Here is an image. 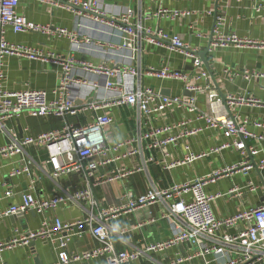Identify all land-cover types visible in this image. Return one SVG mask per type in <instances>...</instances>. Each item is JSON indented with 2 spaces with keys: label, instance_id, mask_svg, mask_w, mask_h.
<instances>
[{
  "label": "built area",
  "instance_id": "obj_1",
  "mask_svg": "<svg viewBox=\"0 0 264 264\" xmlns=\"http://www.w3.org/2000/svg\"><path fill=\"white\" fill-rule=\"evenodd\" d=\"M20 0H0V58L4 55H16L41 62H49L59 65L60 76L53 90L54 97L48 98L45 89L24 88L8 90L2 86L3 73L0 69V126L6 119L18 118L22 113L44 118L56 117L65 119L69 115H83L91 113L89 120L82 124L66 122L58 130H50L36 136L11 137L10 142L0 146V158H13L21 155L19 163L13 167L8 176L24 175L29 179L26 189L22 191L21 201L10 204L0 210V221L7 216L34 211L42 217L41 227L36 231H26L19 236L0 242L1 248H11L18 244L28 243L36 238L50 236L51 233L63 232L57 238H53L57 259L50 264H70L76 260L105 257V264H127L137 260L144 253L165 251L170 247L180 244L187 245L190 252L185 256H176L167 264H183L185 261L199 258L203 264H264V202L251 209L229 215L225 218H217L213 212L212 201L222 195L210 194L206 191V184L217 175L232 172H248L256 169L260 174L264 172V153L251 140L262 141V135H257L249 129V121L240 119L235 115H206L199 114L198 118L204 119L207 127L214 130H222L226 137H233L231 143L213 146L217 151L225 147L235 148L240 152L243 160L235 165L215 171L211 175L198 177L181 184H174L167 188H158L154 184L142 193L133 194L130 191L124 193L126 201L101 206L94 196V187L102 183L122 181L135 172L146 169L148 163L160 164L163 169H171L177 165L190 163L204 155L190 151L188 144L183 145L185 155L182 159L172 161H158L154 156H149L143 161V167L126 168L117 163L123 159L135 156L141 152L142 146L148 149L163 148L166 145L178 147L180 141L189 135H195L202 130L197 126L186 129L188 121L169 122L161 126H148L150 120L160 115L167 109H183L193 112L196 107V95L206 87L194 85L189 81V76L180 70L170 69L164 66L159 70L148 69L149 75H157L161 78L177 79L184 82L188 96L164 95L150 86L141 83L140 56L136 57L134 66L120 64L116 67L94 65L88 61L77 59L72 52L59 54L52 51H43L33 47L11 43L5 38V29L11 28L13 32H37L49 33L54 37H64L76 46L81 43L75 33L63 27L50 30L46 24H40L18 15L16 8ZM39 3L49 4L55 7L69 9L75 15L100 23L112 29L119 37H125L126 47L131 51L139 52L140 45L145 42L155 46L169 45L172 51L190 59L194 67L193 76L207 78V72L202 70V59L198 49L189 46L179 35L170 34L161 27L150 28L143 24L144 20L151 17H166L176 19L179 17L212 15L211 10L170 9L159 7L155 11H136V8L126 5L123 10L108 14L103 0H34ZM255 12H264V0H250ZM141 5V0L138 4ZM224 18L214 13V27L209 39L207 51L218 45H249L264 49V39L252 41L241 39L235 34L225 35L220 31ZM89 39H84L88 43ZM99 47L104 46L98 43ZM112 46L111 44H106ZM91 73L100 76L106 94L100 99H90V93L99 87V82L88 81L79 73ZM245 77L250 73L243 71ZM264 76L259 73H254ZM74 88H86L88 95L86 101L76 105V97L72 91ZM222 101L227 106L259 104L260 101L243 96L227 95ZM220 99L218 105H222ZM264 104V101H263ZM129 106L135 115L136 129L132 135L123 137L114 142L108 140L105 131L113 123V117L106 112L111 107ZM147 124V125H146ZM254 126L264 127L258 120H252ZM163 135L162 137H160ZM42 146L46 148V162L51 169V177L82 173L86 180V187L81 190H73L70 193L55 194L48 197L34 195L36 181L32 176V161L22 155L27 146ZM258 157V160H255ZM113 165V166H112ZM111 167L105 176L97 177L100 168ZM5 186L6 183L2 182ZM262 184L248 182L245 188L254 191ZM229 194L241 195L239 187H233ZM188 194V198L184 197ZM10 189L4 191L5 197H10ZM87 201L90 209L85 215L73 222H63L59 218H50V212L72 202ZM160 203L164 210L157 219L166 220L172 228V233L166 239L147 244L142 249L118 250L116 249L110 234L108 221L116 219L122 213L151 206ZM97 209L94 212L93 209ZM156 220L149 218L147 221ZM243 222L248 225L245 228L237 227ZM145 221L136 224L142 226ZM87 228L96 241V245L83 253H71L68 251V241L75 235L80 236L83 228ZM230 229H234L231 233ZM150 264H162L151 260Z\"/></svg>",
  "mask_w": 264,
  "mask_h": 264
},
{
  "label": "crops",
  "instance_id": "obj_2",
  "mask_svg": "<svg viewBox=\"0 0 264 264\" xmlns=\"http://www.w3.org/2000/svg\"><path fill=\"white\" fill-rule=\"evenodd\" d=\"M104 8L108 14H115L126 5L136 8V11H155L159 7L170 9L211 10L212 15L198 16L191 14L186 17L169 19L166 17H151L144 20L143 24L150 28L161 27L170 34H177L189 46L202 52L210 44V37L214 27V13L220 14L224 20L220 31L225 34H235L241 39L260 41L264 39V12L258 13L252 9L250 0H103ZM17 14L30 21L46 24L50 30L63 27L76 34L81 43L76 46L69 39L54 37L49 33L19 32L15 33L11 28L5 29V38L11 43L33 47L43 51H52L59 54L72 52L77 59L88 61L94 65L116 67L120 64L134 66L136 57L140 56L141 83L150 86L154 90L166 95L188 96L185 83L170 78H161L157 75L146 73L148 69L159 70L168 66L173 70H180L189 76V81L201 87H206L196 95V109L188 112L186 109L170 108L160 115L154 116L148 126L156 127L169 122L188 121L186 129L200 126L202 130L195 135L184 137L178 147L166 145L163 148L148 149L142 146L141 152L135 156L123 159L117 164L126 168L143 165L144 159L154 156L158 161H172L182 159L185 155L184 144H188L190 151L204 153V155L190 163L180 164L171 169H163L160 164L148 163L145 170L135 172L122 181L102 183L94 187L93 192L101 206L126 201L124 193L133 194L144 192L149 185L154 184L158 188H167L174 184H181L198 177L211 175L215 171L238 164L243 160L238 150L225 147L213 151V146L223 143H231L233 137H226L222 130H214L205 124V120L198 118L199 114L206 115H235L240 119L249 121V129L264 138V127L254 126L252 120H258L264 124V49L249 45H218L210 51H206L202 70L207 72L206 77L196 79L193 76L194 67L190 59H185L179 53L172 51L169 45L155 46L143 42L139 52L131 51L126 47L125 37H119L112 29L82 17L75 15L69 9L55 7L34 0H20L16 8ZM84 39H89L84 43ZM98 43L104 44L99 47ZM106 44H111L108 46ZM200 58L201 55L199 54ZM202 59V58H201ZM0 69L3 73L2 86L8 90L24 88L45 89L48 98L54 97L53 90L60 76V67L57 64L41 62L16 55H4L0 58ZM250 74L245 77L243 71ZM88 81L99 82V87L90 93V99H100L106 94L100 76L91 73H79ZM86 88H74L72 93L76 97V105L86 101L88 95ZM227 95L235 97L243 96L260 101L259 104L234 105L229 107L222 101ZM220 99L222 105L216 102ZM113 117V123L106 129L105 134L109 141L114 142L123 137L132 135L136 129V121L133 110L129 106L111 107L107 110ZM91 117L90 112L83 115H69L67 118H44L22 113L18 118L6 119L0 126V146L10 142L11 137L36 136L50 130L60 129L66 122L78 125L86 122ZM147 125V124H146ZM161 135L160 137H162ZM250 144L259 148L264 153V139L262 141L251 140ZM21 155L13 158H0V210L10 204L21 201V194L27 187L29 179L24 175L8 176V172L16 167ZM32 161V176L36 181L34 195L48 197L55 194L70 193L73 190H81L86 187V180L82 173H72L51 177V169L47 164V151L42 146H27L22 155ZM258 160V157H255ZM113 166V165H112ZM143 167V166H142ZM111 167L100 168L97 177L105 176ZM264 172L256 169L248 172L238 171L222 173L206 184V191L210 194L221 193L212 203V209L217 218H225L239 212L247 211L255 205L264 202V187L260 186L254 191L245 188L248 182L261 185ZM2 182L6 185L3 186ZM233 187L241 188L242 194H229ZM10 189L12 195L4 196V191ZM188 198V194H184ZM90 209L87 201L72 202L60 206L50 212L49 217H57L63 222H73L82 218ZM94 212L97 209H93ZM164 210V206L155 203L131 212L122 213L116 219L108 221L110 237L118 250L142 249L145 245L162 239H166L172 233L169 222L157 219ZM17 215V214H16ZM16 215L4 217L0 221V242L19 236L26 231H36L41 227L42 217L31 214V211L22 213V218ZM156 220L147 221L149 218ZM140 221L145 223L137 227ZM248 224L243 222L237 227L245 228ZM80 236H73L68 241V251L71 253H83L94 247L96 241L87 228H83ZM63 232L51 233L50 236L36 238L28 243L18 244L11 248L0 249V264H50L56 261V249L53 238L63 235ZM190 252L187 245L180 244L168 248L165 251L144 253L137 260L127 264H150L151 260L167 264L176 256H185ZM107 258L97 257L76 260L70 264H105ZM183 264H203L199 258L185 261Z\"/></svg>",
  "mask_w": 264,
  "mask_h": 264
},
{
  "label": "water",
  "instance_id": "obj_3",
  "mask_svg": "<svg viewBox=\"0 0 264 264\" xmlns=\"http://www.w3.org/2000/svg\"><path fill=\"white\" fill-rule=\"evenodd\" d=\"M206 51H207V49L199 53L201 55V58H202V60H203L204 63H206L205 57H204ZM164 92L166 94L168 93L166 91H162V94H164V95H166ZM31 214L34 215L35 214L34 211H31ZM16 216H17V218H20V219L22 218V214H17ZM230 232L233 233L234 232V229H230Z\"/></svg>",
  "mask_w": 264,
  "mask_h": 264
}]
</instances>
